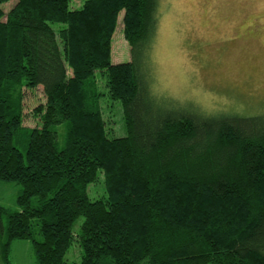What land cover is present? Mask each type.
Listing matches in <instances>:
<instances>
[{"label": "trees", "instance_id": "trees-1", "mask_svg": "<svg viewBox=\"0 0 264 264\" xmlns=\"http://www.w3.org/2000/svg\"><path fill=\"white\" fill-rule=\"evenodd\" d=\"M9 1L0 180L22 190L18 210L0 205V264H12L15 239L33 243L36 264H70L75 239L72 264H264V112L207 114L153 93L147 56L161 0H15L6 12ZM121 12L132 59L113 63ZM97 71L122 105L121 135L109 130ZM39 86L41 123L25 126L23 88ZM98 180L105 195L91 199Z\"/></svg>", "mask_w": 264, "mask_h": 264}, {"label": "rangeland", "instance_id": "rangeland-1", "mask_svg": "<svg viewBox=\"0 0 264 264\" xmlns=\"http://www.w3.org/2000/svg\"><path fill=\"white\" fill-rule=\"evenodd\" d=\"M84 1L71 0V9L80 8ZM15 2L3 4L4 10L8 12ZM123 15L121 12L113 35V63L132 59ZM148 68L153 93L164 101L181 102L182 108L207 114L264 112V0H161ZM96 84L104 91L101 99L109 130L123 134V108L106 95L107 77L102 71L96 72ZM23 92L24 125L35 127L41 123L35 109L46 102L43 88L24 87ZM56 129L63 144L66 126L60 124ZM20 148L26 153L25 146ZM21 190L16 182L0 180V205L18 210ZM88 193L91 199L103 197L104 183H92ZM83 221L84 216L77 219L76 231ZM10 248L12 264H36L30 240L15 239ZM81 253L75 239L66 259L70 264L79 262Z\"/></svg>", "mask_w": 264, "mask_h": 264}]
</instances>
